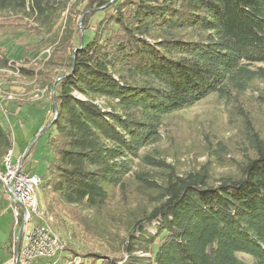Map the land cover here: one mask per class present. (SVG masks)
Wrapping results in <instances>:
<instances>
[{
  "label": "trees",
  "instance_id": "1",
  "mask_svg": "<svg viewBox=\"0 0 264 264\" xmlns=\"http://www.w3.org/2000/svg\"><path fill=\"white\" fill-rule=\"evenodd\" d=\"M15 33L32 38L17 70L40 74L56 105L39 177L44 217L80 236L63 258L264 264V0H0V42ZM209 95L240 116L239 158L220 135L183 172L147 150ZM12 146L0 115V170ZM228 155L235 169L215 176Z\"/></svg>",
  "mask_w": 264,
  "mask_h": 264
},
{
  "label": "rangeland",
  "instance_id": "2",
  "mask_svg": "<svg viewBox=\"0 0 264 264\" xmlns=\"http://www.w3.org/2000/svg\"><path fill=\"white\" fill-rule=\"evenodd\" d=\"M30 43H32V38L22 33H15L9 39L2 40L1 45L6 47L5 51L14 61L15 66L0 67V115L5 120L6 126L10 128L13 142L12 158L23 157L27 151V156L23 158L22 171L40 176L45 164L43 157L45 155L46 137V134L41 133V131L54 116V110L51 107L52 101L48 88L41 85L39 81L40 74L31 77L22 75L17 70V65L21 63L16 62L19 59L20 47ZM48 52V48L42 51V53ZM42 53L37 59L43 56ZM34 61L31 64H26V67L39 71L41 66ZM262 86V81L254 83V87ZM254 87H249L245 95L248 96L253 90L255 91ZM36 93L39 94L38 97H35ZM239 124L240 116L234 112L230 101L209 95L191 107L171 115L167 120L161 139L147 147V150L157 156L164 157L168 162L174 163L178 170L183 172L208 159L204 134L210 139L214 135H220L228 140V154L239 158L240 149L236 148L234 140H230L231 138L238 139ZM227 159L226 163L222 164L213 162L212 169L215 176L235 169L231 165L233 162L229 155ZM40 187L41 182L36 190L38 211L44 217ZM44 220L58 234L63 249L67 244H72L75 248L81 247L79 234L76 236L70 234V231L78 233L71 222L56 224L57 222L52 217H44ZM39 223H41L40 219L36 214H33L26 230L30 231L34 225ZM20 226L21 221L17 226L14 225L12 208L0 183V264L10 263L13 249H16L17 246ZM61 259L60 263L71 261L70 258L67 259L66 257ZM36 263L37 261L32 264Z\"/></svg>",
  "mask_w": 264,
  "mask_h": 264
},
{
  "label": "built area",
  "instance_id": "3",
  "mask_svg": "<svg viewBox=\"0 0 264 264\" xmlns=\"http://www.w3.org/2000/svg\"><path fill=\"white\" fill-rule=\"evenodd\" d=\"M38 96L39 94L36 93L35 97ZM12 153L11 148L4 157L3 168L0 170V183L12 208L14 225L17 226L21 221L22 232L19 250L16 253V249H13L8 264H32L41 259L46 260L47 264H71V261L60 263L63 255L62 242L38 211L36 190L41 182L40 177L23 172V157L18 156L13 159ZM33 214L37 215L41 223L27 231L26 227ZM74 261L76 258L72 262Z\"/></svg>",
  "mask_w": 264,
  "mask_h": 264
},
{
  "label": "water",
  "instance_id": "4",
  "mask_svg": "<svg viewBox=\"0 0 264 264\" xmlns=\"http://www.w3.org/2000/svg\"><path fill=\"white\" fill-rule=\"evenodd\" d=\"M80 22H81V18H80ZM54 111H55V116H56V105H55V104H54ZM54 118H55V117H54ZM53 120H54V119H52V121H51L46 127H44V128L42 129L41 133H43V132L45 131V129H46L49 125H51V123L53 122ZM26 153H27V151H26ZM26 153L23 155V158H25ZM21 232H22V229H20V230L18 231V235H17L16 253H17L18 250H19V243H20V239H21ZM17 262H18V261H17Z\"/></svg>",
  "mask_w": 264,
  "mask_h": 264
},
{
  "label": "crops",
  "instance_id": "5",
  "mask_svg": "<svg viewBox=\"0 0 264 264\" xmlns=\"http://www.w3.org/2000/svg\"><path fill=\"white\" fill-rule=\"evenodd\" d=\"M8 202H9V201H8ZM9 205H10V203H9ZM13 239H15V237H14Z\"/></svg>",
  "mask_w": 264,
  "mask_h": 264
}]
</instances>
